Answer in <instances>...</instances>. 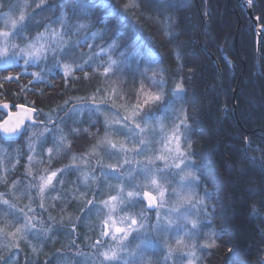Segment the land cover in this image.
<instances>
[{
    "label": "snow or ice",
    "instance_id": "obj_1",
    "mask_svg": "<svg viewBox=\"0 0 264 264\" xmlns=\"http://www.w3.org/2000/svg\"><path fill=\"white\" fill-rule=\"evenodd\" d=\"M154 2L159 5L158 15L163 17L159 21L162 35L172 42L177 34L173 18L167 14L168 0ZM129 6H135V0H129L125 8ZM97 10L105 13L100 21L104 24L102 31H92ZM110 20L120 24L127 20L111 0H0V63L21 66L22 61L21 74H30L36 82H46L47 77L57 74L66 82L78 80L81 77L76 76L77 72L88 79L86 69L95 65L94 70L110 81L97 88L86 102L77 103L85 101L83 97L66 100L44 120L38 119L40 110L35 107L0 104L2 110H23L27 117L26 121L17 113L14 120L9 110L7 118L0 119V141L11 144L26 138V149H17L15 156L0 147V184L7 189L0 192V248L9 253L0 255V264H20L21 243L38 256L43 245L59 231L73 236L68 248L76 249L75 255H84L76 244L77 230L82 224L95 229L96 223H86L93 210L100 230L88 245L92 250L88 264H197L202 259L198 251L216 244V232L202 233L205 219L210 216L205 199H212V193L205 191L203 198L195 199L191 193V186L199 184V176L198 166L191 159L189 137L193 129L188 122L183 79L167 88L166 69L155 67L161 59L154 50L146 54L143 50L128 51V45L119 44L117 39L99 44L111 26ZM114 35L119 38L123 34L117 31ZM84 48L86 52L81 50ZM117 51L119 55L114 59ZM225 63L231 70V61ZM133 64L141 80L135 103H128L129 93L112 77ZM29 67L40 71L28 73ZM150 71L152 76L147 75ZM145 81L149 83L145 85ZM117 101L123 103L117 105ZM224 111L227 113V108ZM169 114L176 115L177 120L165 133L164 120ZM85 138L92 143L83 152H73L74 143ZM242 152L249 167L264 176V149L253 148L246 138ZM64 156L70 157V163L53 168V163ZM21 159L25 160L23 165ZM18 166L24 170L21 177L10 181L9 174L14 175ZM239 171L241 176L247 175L246 169ZM72 173L77 174L76 180H67ZM176 177L180 191L172 186ZM104 186L108 189L106 195ZM247 191L254 196L261 194L257 188L249 187ZM24 199L28 203L21 206L18 201ZM138 206H142L139 211ZM250 208L257 217V204ZM57 210L58 215H52ZM73 211L78 214L73 215ZM148 212L155 213L154 222L146 215ZM201 235L203 243H198ZM33 240L37 243H31ZM149 254L162 258L152 259ZM56 255L64 253L58 250ZM23 259L28 264L27 257Z\"/></svg>",
    "mask_w": 264,
    "mask_h": 264
},
{
    "label": "trees",
    "instance_id": "obj_2",
    "mask_svg": "<svg viewBox=\"0 0 264 264\" xmlns=\"http://www.w3.org/2000/svg\"><path fill=\"white\" fill-rule=\"evenodd\" d=\"M111 3L126 15L127 20L123 24L118 20H110L107 34L98 43L106 45L112 39H117L119 44L128 45V51L143 50L146 54L148 50H154L161 59V63L155 67L166 69L164 79L167 88H173L181 79L184 82L185 107L188 122L193 129L189 137L190 152L193 154L191 159L198 166L199 176V184L193 186L199 189L197 197L203 198L205 191L212 193L213 197L205 199L210 216L205 219L202 233L214 231L218 234L214 247L198 251L202 259L197 264H261V258L264 257V251H261L264 249V219L261 218L264 217V205L261 204L264 201V176L260 175L258 169L249 167V162L243 158L242 149L246 138L251 141L253 148L264 149V36L258 48L257 32L240 0H168L167 14L173 18L174 32L177 34L172 42H168L162 35L159 21L163 17L158 15L159 5L154 0H135V6L127 9L125 6L129 0H111ZM252 6L264 28V0H252ZM104 15L101 10L96 11L92 31L104 29V24L100 22ZM117 31L123 34L119 38L114 35ZM221 47L231 59V70L221 56ZM81 50L86 52L87 48ZM118 55V51L113 53V58ZM215 57L218 58L220 68ZM22 64V61L21 66L0 63V103L10 101L35 107L40 110L39 120L46 119L53 109L64 105L70 98L83 97L85 101L77 103L86 102L97 88L105 87L110 82L94 70L95 65L86 69L88 79H83V73L77 72L76 76L81 77L78 80L66 82L57 74L47 77L46 82H36L30 74H21L24 72ZM140 67L143 69L144 65ZM135 69L136 65L133 64L130 69L122 68L112 77L119 80L124 91L129 93L128 103H135V94L140 85L141 78ZM33 71L40 69H27L28 73ZM18 74L19 80L4 79ZM147 75L152 76L153 73L150 71ZM148 83L145 81V85ZM168 98H171L170 94ZM121 103L123 101H117V105ZM4 116L5 113L0 112V118ZM103 132L101 121V135ZM25 139L21 138L11 144L0 141V147L15 156L17 149H26ZM90 143L92 141L88 138L78 140L72 151L83 152ZM250 154L261 155L260 152ZM24 163L25 160L21 159L20 164ZM69 163L70 157L64 156L53 163V168ZM241 168L247 170L246 176H241ZM23 171L18 166L14 175L9 174V180L20 178ZM76 175H68L67 180L75 181ZM252 180L256 183H250ZM249 187L260 189L261 194L254 196L247 191ZM6 190L0 184V192ZM103 192L107 194L106 186ZM18 203L23 206L28 201L24 199ZM253 203L258 206L257 217H253L250 208ZM140 207L136 210L139 211ZM77 214L73 211V215ZM52 215H58V210ZM146 215L153 219L155 217L154 212ZM86 223H96V227L92 229L82 224L77 230L79 238L76 244L81 252L89 255L92 250L88 245L97 238L100 230L96 210H93L91 219ZM72 239L73 236L66 231H59L43 245L38 256L30 251L27 244L21 243L20 264H24L25 256L28 264H45V261L49 264H72V258L81 256L75 255L76 249L68 248ZM203 239L201 235L198 243H203ZM170 242L174 243L172 240ZM31 243L36 244L37 241ZM58 250L64 256L56 255ZM8 254L7 249L0 248V255ZM149 256L152 259L162 258L155 254Z\"/></svg>",
    "mask_w": 264,
    "mask_h": 264
},
{
    "label": "rangeland",
    "instance_id": "obj_3",
    "mask_svg": "<svg viewBox=\"0 0 264 264\" xmlns=\"http://www.w3.org/2000/svg\"><path fill=\"white\" fill-rule=\"evenodd\" d=\"M255 15H256V14H255ZM252 23H253V22H252ZM253 24H254V23H253ZM262 29L264 30L263 27H262ZM263 34H264V33H263ZM169 99H171V98H169ZM120 112H121V114H123V109H120ZM160 114H161V113H157V115H160ZM176 120H177V116H176V115H174V114H169V116L164 120V132H165V133H167V132L170 131L173 122L176 121ZM157 139H159V137H157ZM156 147H157V149H159V148H160V145L157 144ZM141 159H142V158H141ZM158 163H160V162H158ZM161 167H163V164H162V163H161ZM173 171H176V170L173 169ZM178 179H179V177H176V178L172 181V186L175 187V188H177V191H180L179 185L176 183V181H177ZM112 183H116V182H115V181H112ZM191 193H192V195H193V198L195 199V197H197V195H198V193H199V189H198L197 187H195V186L192 185V186H191ZM162 211H164V210L162 209ZM153 222H154V219H153ZM160 239H161V242L163 243L164 237L161 236ZM169 242H170V241H169ZM170 243H172V242H170ZM90 256H91V254H89V255L84 254V255H81V256H79V257H74V258L71 259V263H72V264H88V258H89Z\"/></svg>",
    "mask_w": 264,
    "mask_h": 264
},
{
    "label": "water",
    "instance_id": "obj_4",
    "mask_svg": "<svg viewBox=\"0 0 264 264\" xmlns=\"http://www.w3.org/2000/svg\"><path fill=\"white\" fill-rule=\"evenodd\" d=\"M247 12L249 13V15L251 16V20L252 22L257 25V33H258V37H259V40H258V45L260 44V41H261V38L264 36V30L262 29V27L259 26V19L258 17L255 15L254 11H253V8L251 6H248L247 7ZM5 103H8L10 106H15L14 103L12 102H5ZM3 104V103H1ZM17 105H23L25 106V108H31V106H28V105H24V104H17ZM12 108H14V110H12ZM2 110V109H0ZM12 113H13V119L15 120L17 118V113H19L20 117L21 118H24L26 121H27V117L24 116L23 114V110H20V109H17L16 107H11L9 109ZM9 110H5L6 112L9 111ZM37 115V114H36ZM7 116L4 118L6 119Z\"/></svg>",
    "mask_w": 264,
    "mask_h": 264
},
{
    "label": "bare ground",
    "instance_id": "obj_5",
    "mask_svg": "<svg viewBox=\"0 0 264 264\" xmlns=\"http://www.w3.org/2000/svg\"><path fill=\"white\" fill-rule=\"evenodd\" d=\"M240 4H241L242 7L244 8L246 14L248 15V17H249V19H250L251 16H250L249 13L247 12V11H248V10H247V7H248V6H251V7L253 8L252 3L249 4V3H248V0H240ZM253 11H254V9H253ZM250 21H251V23H252V20H251V19H250ZM252 25L255 27V31L257 32V25H255V24H253V23H252ZM259 26L261 27L260 24H259ZM256 34H257V38H256V40H257V44H258L259 37H258V33H256ZM259 46H260V44L258 45V48H259ZM220 52H221V56L223 57V59H225V61H226V60L231 61V59L229 58L228 54L224 51V48H223V47L220 48ZM215 61H216V64H217V65L219 66V68H220V64H219V61H218V58H217V57H215ZM261 260L264 261V257H262Z\"/></svg>",
    "mask_w": 264,
    "mask_h": 264
}]
</instances>
